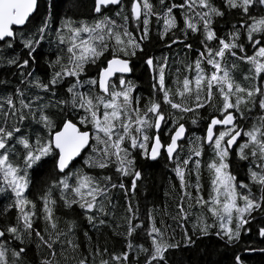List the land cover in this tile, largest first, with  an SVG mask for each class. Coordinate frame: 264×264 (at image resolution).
Listing matches in <instances>:
<instances>
[{
	"label": "snow or ice",
	"instance_id": "obj_1",
	"mask_svg": "<svg viewBox=\"0 0 264 264\" xmlns=\"http://www.w3.org/2000/svg\"><path fill=\"white\" fill-rule=\"evenodd\" d=\"M0 264H264V0H0Z\"/></svg>",
	"mask_w": 264,
	"mask_h": 264
},
{
	"label": "trees",
	"instance_id": "obj_2",
	"mask_svg": "<svg viewBox=\"0 0 264 264\" xmlns=\"http://www.w3.org/2000/svg\"><path fill=\"white\" fill-rule=\"evenodd\" d=\"M72 7V3L69 2L65 4L62 8V12L68 11L69 8ZM144 87L146 88V77ZM147 186L148 190H150L151 195H149V200H155L157 203H162L165 199L164 192L166 191L168 187V174L166 169H164L163 165H161L159 168H156L153 171L149 172V179L147 180ZM144 188L142 187L141 193L143 194ZM95 235L94 233H90ZM81 241L83 242L84 238L81 233ZM101 243H103V240H101ZM195 255L193 256V260H195Z\"/></svg>",
	"mask_w": 264,
	"mask_h": 264
}]
</instances>
